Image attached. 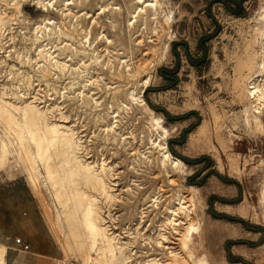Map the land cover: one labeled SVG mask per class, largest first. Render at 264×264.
Listing matches in <instances>:
<instances>
[{"label":"bare ground","instance_id":"obj_1","mask_svg":"<svg viewBox=\"0 0 264 264\" xmlns=\"http://www.w3.org/2000/svg\"><path fill=\"white\" fill-rule=\"evenodd\" d=\"M22 1L23 0H0V28L5 25L6 19H8H5V15L17 16V20L15 19L17 22L15 24H18L20 27L19 29L24 32L21 33L22 37H20V42L22 43L14 50V58L20 64L29 66V68H31L30 70L33 71V73L30 74L28 71L15 69L13 65L7 66L6 63L8 62L4 63V65L6 64L8 72V74L6 73L7 81L13 86L14 99L0 98V171H4L5 176L9 180L13 178L16 173H20L30 185L33 192L37 191L39 187H43L51 194V199L54 203H57L54 205L55 217H57L56 224L59 223V221L65 222L67 226V235L74 239L73 246L68 247L71 249L69 258L79 259L82 264H132L134 261L138 264H213L208 258L207 251L203 246L201 224L196 214L199 189L192 187V185L188 186L183 184L184 176L188 171L187 167L184 162L172 156L168 151L166 139L169 132L163 125L162 118L154 114L141 96L142 90L149 85L151 77L147 65L145 64L146 61H148L146 57L155 55L158 47V44H154L155 42L152 41L153 36L151 34L158 37L156 36L158 32L157 29H153L152 31L150 30L149 33L145 32L143 34L139 28L145 27L147 22H149V24L157 22L159 23L160 29H162L163 24L168 25L167 28L169 29V25L172 22V12L166 8L163 0H115V8H111L112 5L110 3H104V0H102V2L97 4L98 7L96 12H103L104 10L110 11L108 12L110 13L111 19L107 26L111 34L108 36L98 29L94 31L85 19L86 16H89L87 10L91 9V6L95 5L99 0H96L95 4H93L95 0H35V2L40 6L42 5L43 8L46 4H57L60 9L58 10L60 11L61 21L56 23L49 18L42 17L43 19H40L32 30L29 27L30 25H27L29 24L27 20L25 21L22 16H18ZM73 8L77 9L75 14L72 12ZM137 23L143 26H135ZM258 23L259 26L256 28L257 34L247 47L259 44L262 49H264V42H262V39H264V23ZM140 24L138 26H140ZM25 30L29 31V47L24 44L26 39L25 35L28 34ZM139 30L143 34H141V39L136 38V35L140 33L138 32ZM97 44H103L105 53L99 51L100 49ZM0 45L2 44L0 43ZM168 48V44H163L162 58H165ZM30 52L33 53L34 60L30 58ZM256 54L257 53L254 52H245V55L237 60L234 70L236 76L234 80L235 85L239 83L242 84L241 77H243L244 72L253 73L256 69V58H258ZM135 58L137 59L136 64L134 63ZM159 59H161L160 56ZM261 59V69L258 70L255 76H249V78L243 82L244 86L242 90V97L245 103H247V108L244 110L246 115L245 123L254 133L264 131V121L260 119V114L264 111L262 110V108H264V54H262ZM0 62L2 63L1 59ZM93 73H96L99 78L104 81V86L100 87L101 89L103 88L102 91H104V93L99 90L100 88L98 90L103 93L105 97L108 96V99H110L108 106L106 105L108 103H100L99 99L102 97L99 98L100 96L97 97V93H94L97 90L91 86L94 85L92 82L95 81L92 78ZM65 76L75 77L74 79L77 80L76 83H72L73 81L68 83L66 81L67 83L65 82L66 84L62 86H60L61 84L58 86L57 84L55 85V80L60 79L61 82L62 77ZM34 81H50L49 84L47 83L48 86L53 95H56L62 100L60 103L62 105L65 104L66 108H68L67 113L70 112L69 114L81 119L82 123L85 121L86 124L91 125V129L93 130L91 134L94 139L93 141H89H92L91 143H96L101 150H112L111 153L114 152L116 157L118 154L121 156L122 153L124 156L123 158H125L127 148V145L125 146L124 144V134L120 131H116L118 128L114 127L116 118L119 117L117 114L120 112L119 110H121V107L124 106L120 101H122L121 99H125L124 102L126 107H132L133 104L139 106L137 110L141 111L142 117L140 118H142L143 122L141 126L142 129L140 130L141 140L143 141L145 138L144 149H146L147 153L149 151V153L153 154V156L148 157L149 162H147L146 165H150L148 163H152V159L154 160V165L152 167L159 171L162 183L169 187L171 191L169 196L165 199L161 195H155V193L152 196V206L150 204L151 210L159 206L158 203L162 198L165 200V207L164 210H162L164 211L163 227L156 230L155 225V231L151 228L152 225H148L150 229L148 226L146 229H143L145 230L143 233V240L144 242L146 241V243L143 245L144 247L141 243L140 244L146 251H144V253L139 252L142 254L138 253L139 256L141 255V257H139L140 259L135 258L133 251L127 248L128 246H126L124 241L119 239L118 236H120V234L118 236L115 235L118 231L115 233V230L112 229L114 225L111 224L113 225L111 228V225L109 226L105 222V217L102 215L103 211L101 212V200L108 204L113 202L114 199H118L115 198L116 194L113 192V184H110L111 182L109 183L108 181V179L111 178L110 172L112 168L106 166L110 164H105V166L103 163L101 164L99 162L101 166L95 168L91 165V161L90 163H86L87 161L84 162V160L82 161L80 159V155H77L81 147L80 140L78 137H76L77 139L75 138L69 126L65 125L64 122L56 121L57 118H55L53 113H51L50 116L48 115L49 112H52L50 111L51 107L47 108L49 112L42 111V109L40 110L37 107L38 105H36V103L34 104L35 101L33 102V100L26 99V96L30 94L29 91ZM101 81L99 82L101 83ZM96 84L99 85V83ZM76 86L77 88H74ZM118 99H120V101ZM134 109L136 110L135 107ZM250 109H252V111H250ZM57 110L60 113L59 109ZM135 110V114L136 112L139 113V111ZM125 112L128 111L125 110ZM206 133V124L203 123L194 134L190 136L189 145L193 146L200 138L205 137ZM136 153L137 152H135V154ZM141 153H143V151ZM137 155H140V153ZM151 157L152 159H150ZM126 159L127 157L125 160ZM121 160L126 162L124 159ZM124 162L121 163L124 164ZM142 162L144 163V160ZM146 165L144 169H146ZM132 166L134 165L132 164ZM140 169L141 168H139V171ZM148 169L146 171H148ZM130 172L131 170H129V174ZM138 176L140 175L138 174ZM138 176L135 175V177ZM116 178L118 177L116 176ZM158 179H160V177ZM175 179L180 180V182H175ZM81 185L88 187L89 191H83L84 188L82 189ZM130 185L126 186L130 187ZM117 191L115 190V193ZM137 191L139 192H137L138 194H141L144 190H141V192L137 189ZM122 192H124V190H122ZM143 193L145 194V192ZM149 193L151 194V192ZM127 194L125 193L126 196ZM132 195L129 197H132ZM135 196L136 193L134 197ZM139 196L142 197V195ZM117 197H119V195ZM120 200L121 199H119V201ZM164 200H162V202ZM116 201L117 200H115V202ZM129 201L130 200L121 203V208L123 211L125 210L126 215L120 216L127 219L131 216L132 218L137 217L135 210H133L136 206V201L134 198H132V203ZM147 202L150 201L148 200ZM143 203H145V201ZM258 205L261 209V218L264 220V180H262L258 191ZM108 209L111 208L108 207ZM131 209L132 215L130 214ZM143 209L144 208L139 212L140 217L142 214L145 215L146 213L145 209V213H143ZM155 209L154 211H156ZM129 210L130 213H127ZM157 211L155 213H159ZM148 213L146 215H148ZM150 213L153 214V212ZM160 215L161 213L159 217ZM154 217L152 215L151 219ZM111 219H114V217ZM141 219L143 220L144 218L142 217ZM112 222L114 223V220ZM54 225V221L52 220L51 226ZM143 225L146 224L142 223V226ZM166 230L168 232H166ZM60 231L62 232V230ZM152 232H154V235ZM170 236L172 238L174 237L172 240H176V247H172L169 244L170 242L168 243ZM6 250V246L0 243V264H6ZM153 251H155V253Z\"/></svg>","mask_w":264,"mask_h":264},{"label":"rangeland","instance_id":"obj_2","mask_svg":"<svg viewBox=\"0 0 264 264\" xmlns=\"http://www.w3.org/2000/svg\"><path fill=\"white\" fill-rule=\"evenodd\" d=\"M23 1L21 3L20 13L18 16H22L25 21L27 20L29 23L27 25H30L29 27L31 30L34 25L43 18H49L56 23L61 21L60 9L57 4H46L43 8V6L37 4L35 0ZM163 1L166 8L172 12V22L169 25V29L166 24H163L162 29H160L159 23L157 22H155L156 24H149V22H147L145 27L140 23V26H138V23L135 25L137 27L143 26L139 28L143 34L145 32L149 33V31H152L153 29H157L158 32L156 35L158 37L151 34L153 36L152 41L155 42L154 44H158V47L156 49V56L151 54L152 56L149 55L146 57V60L148 61H146L145 64L147 65V69L151 77L149 85L142 90L141 96L154 114L162 118L163 125L169 132L166 143L170 154L174 157H182L190 162L201 159L199 162H194L195 164L191 165L184 163L188 171L184 176L183 184L188 186L192 185V187L199 189L196 214L201 224L202 243L207 251V256L210 261L213 264H264V220L261 218V209L258 205V191L262 180H264V131L254 133L247 127L245 123L246 115L244 113V110L247 108V103H245V100L242 97V90L244 86L243 82H245L249 76H255L258 73V70L261 69V57L262 54H264V49H262L259 44L251 45V47L247 46L248 44H251L250 41L253 40L257 34L256 28L259 26L258 22L264 23V0L242 1L241 8L243 14L241 16L233 15L226 9V5H228L230 9H235L236 5L234 3H237L239 0H234V3L227 1L226 5L223 3V0ZM99 2H102V0L97 1V3L95 0L93 4H96L93 5L94 7L91 6V9L87 10L89 16H86L87 18L85 17V19L94 31L98 29L110 36L111 33L109 27L107 26L111 19L109 13L110 11L104 10L105 12H96L98 7L97 4ZM103 2H108L112 5L111 8H115V0H104ZM63 10L67 11L66 9ZM76 10V8H73L72 12L75 14L77 12ZM5 19L7 20L5 25H7L0 28V43L2 44L0 45V59L2 60V63L0 62V98L14 99L13 86L9 81H7L8 72L6 64L7 66L13 65L15 69H20V71H28L30 74L33 73V71L30 70L31 68H29V66L20 64L14 58V50L18 48L20 43H22L20 42V37H22L21 33L24 32L19 29L20 27L18 24H15L17 22V16L5 15ZM140 30L138 32H140ZM25 32L28 34L25 35L27 40L25 39L26 42L24 41V44L29 47V31L25 30ZM141 32L136 35L137 39H141ZM262 42H264V39H262ZM163 44L169 45L165 58H162ZM97 46L100 49L99 51L104 52L103 44H97ZM245 52L257 53V66L253 73L244 72L243 77H241L242 84L239 83L238 85H235L234 80L236 76L234 70L236 63L240 57L245 55ZM29 55L30 58L34 60L33 53L30 52ZM159 56L161 59H159ZM190 60L194 63L197 62V65H192ZM4 63L6 64L4 65ZM134 63H137L136 58L134 59ZM160 69H166L172 72L175 71L174 75L176 81L163 79L159 75ZM97 76L98 75L96 73H93L92 78L95 81L92 82L94 85L91 86L97 90L94 92L97 93V97H102L99 99V102L102 104L108 103L106 104L108 106L110 99H108V96L105 97L103 94L104 91H102L103 88H100L101 86H104V81ZM74 78L75 77L73 76H65L62 77L61 82L60 79L55 80L56 82H54L55 85L57 84L58 86L61 84L60 86H62L67 82L71 83L73 81L72 83H76L77 80ZM99 81H101V83ZM95 82L99 83V85ZM47 83L49 84L50 81H34L31 90L29 91L30 94L26 96V99L33 100V102L35 101L34 104L36 103V105H38L37 107L40 110L42 109V111L49 112V109L47 108L51 107L50 111L52 112H49L48 115L50 116L51 113H53L55 118H57L56 121L64 122L65 125L69 126V128L73 131L75 138L78 137L80 140L79 142L81 147L79 148L77 155H80L79 157L82 161H87L86 163H90L91 161V165L95 168L100 167L102 163L104 165H111H105L106 167H111L113 170L110 172L111 178L116 175L119 179L115 176L113 179H108V181L109 183L111 182L110 184H113V192L116 194L115 198L118 199H114L113 202L108 204H106L107 202L101 200V212L103 211L102 215L105 217V222L109 226L111 224L114 225L115 228L113 225L110 227H113L112 229L115 230V233L118 231L115 235L118 236L120 234V236H118L119 239L124 241L126 246H128L127 248H130L133 251V254L135 255L133 256L135 258L140 259L139 257H141V255L139 256V254L142 253L139 252L144 253V251H146L143 248V245L146 243V241L144 242L143 240V233L145 232L143 229H146L148 225H152L151 228L153 230H155V225L156 230L163 227L164 211L162 210H164L165 207L164 199L169 196L171 191L169 187L162 183L159 171L152 167L154 165L152 157L150 159H152L153 164L148 163L150 165H146L147 162H149L148 157L153 156V154L149 153V151L147 153L146 149H144L145 138L143 137V141L141 140L142 137L140 135V130L142 129L141 126L143 122L142 118H140L142 117L141 111L137 110L139 109V106L131 104L132 107H126L124 102L125 99H121L122 101L118 99L120 103L122 102L124 104V106L122 105L123 107H121V110H119L120 112L117 114L119 117L116 118L114 127L118 128L116 131H120L124 134V144L125 146L127 145L126 147L128 148L127 149L125 147L127 157L125 160L126 157L123 158L124 156L122 153L121 156L118 154L119 157H116L114 152L111 153L112 150H101L96 143H91L94 139L91 134L93 131L91 129V125H88L85 121H83L85 123L84 125L81 119L69 114L70 112L67 113L68 108H66L65 104H63L65 106L64 108V106L60 103L62 100H60L56 95H53ZM74 88H77V86ZM98 89L103 93H101ZM4 93L5 95H8L5 96ZM153 107L164 111V113L162 111H155ZM57 109H59L60 113ZM125 110L128 112H125ZM134 110L139 111V113L136 112L135 114ZM262 110H264V108H262ZM250 111H252V109H250ZM165 113L170 117V119L165 117ZM260 119L264 121V111L260 114ZM203 123L206 124L207 133L205 137L200 138L198 142H196L193 146H190V136L194 134L198 127ZM189 128H191V130L185 134V131ZM170 147L175 155L171 153ZM140 150H142L143 153H141L142 151ZM135 152L137 153L135 154ZM139 153L140 155H137ZM121 159H124L126 162ZM143 160L144 163L142 162ZM121 162H124V164ZM131 163L134 166L136 165L135 168ZM144 164L146 165V169H144ZM115 165L118 166L116 167ZM139 168H141L140 171ZM126 169L131 170L130 174L129 170L127 171ZM143 169L147 173H145ZM147 169L148 171H146ZM134 174L136 176L139 174L140 176L135 177ZM159 177L160 179H158ZM150 182H153L152 185ZM175 182H180V180L175 179ZM0 183H5L7 185H11L12 183L18 184L17 189L12 193L19 203L18 207L20 210L25 211L28 207L32 206L40 212L46 225L49 227L52 235L56 239L61 251L60 261L55 264H82L79 259L69 258L71 249L68 247L73 246L74 239L67 235V226L65 222L59 221V223H57L58 225L56 224L57 217H55L56 215L54 212V205L56 202H53L51 194L46 191L45 188L39 187L37 191L33 192L30 185L25 181L24 177L20 173H16L13 178L9 180L5 176L4 171H0ZM126 185H130V187ZM134 187L137 188L135 189ZM81 188H84L83 191L85 192L89 191L88 187L84 185H81ZM119 188L124 190V192H122ZM137 189L139 191L144 190L143 192H145V194L142 191L141 194H138L139 192ZM163 189L166 190L164 191ZM115 190L117 191L116 193ZM149 192H151V194ZM125 193H128L127 196ZM135 193L136 196L134 197ZM154 193L155 195H161L164 199L162 198L159 201V206H157L156 209L152 208L151 210L150 204L152 206L151 200ZM118 195L119 197H117ZM131 195L132 197H129ZM139 195H142V197ZM132 198L136 201V206H139L134 207L139 210L133 208L137 217L132 218L131 216L129 219L121 217L120 215H126L125 210L123 211L121 208V203L128 200L132 203ZM145 198L150 202H147L148 200ZM119 199H121V202ZM115 200L117 201L115 202ZM162 200H164V203ZM144 201L145 203H143ZM117 202L120 205H118ZM108 207L111 209H108ZM142 208L145 209L146 213L143 209V213H145V215L142 214L140 217L139 212ZM154 209L156 211L158 210L157 212L159 213H155L156 211H154ZM150 212H153V214ZM127 213H130V210ZM147 213L148 215H146ZM160 213L161 215L159 217ZM130 214L132 215V209ZM152 215L156 218L154 217L151 219ZM212 215H224L231 220H228L227 218H214ZM113 217L114 219H111ZM142 217L144 218L143 220L141 219ZM52 220L54 221V226H51ZM111 220H114V223ZM140 221L146 225L142 226ZM108 222L111 223L109 224ZM60 230H62V232ZM166 232L168 231L166 230ZM153 233L154 232H152V234ZM172 239H174V237L172 238L170 236L168 243L170 242V246L176 247L177 242ZM153 252L155 253V251ZM133 263L138 264L135 261L132 262V264Z\"/></svg>","mask_w":264,"mask_h":264},{"label":"crops","instance_id":"obj_3","mask_svg":"<svg viewBox=\"0 0 264 264\" xmlns=\"http://www.w3.org/2000/svg\"><path fill=\"white\" fill-rule=\"evenodd\" d=\"M13 182V181H12ZM18 184L0 183V243L6 246V264H55L60 261L58 243L35 207L19 209L13 193ZM20 239L27 245L15 243Z\"/></svg>","mask_w":264,"mask_h":264},{"label":"trees","instance_id":"obj_4","mask_svg":"<svg viewBox=\"0 0 264 264\" xmlns=\"http://www.w3.org/2000/svg\"><path fill=\"white\" fill-rule=\"evenodd\" d=\"M227 1H230V2H232V3H234L235 1L234 0H223V3L226 5V2ZM242 1H244V0H239L237 3H234L236 6H235V9H230L229 7H228V5H226V9L229 11V12H231V14H233V15H236V16H241L242 14H243V11H242V8H241V2ZM190 63L192 64V65H197V62L196 63H194L193 61H191L190 60ZM175 71H169V70H166V69H160V71H159V75L163 78V79H165V80H170V81H176V78H175ZM171 75H172V77H171ZM154 108V110L155 111H162V110H159V109H157V108H155V107H153ZM163 113H164V111H162ZM165 117L167 118V119H170V117L165 113ZM192 128V127H191ZM191 128H189V129H187L186 131H185V134L186 133H188L190 130H191ZM170 143V142H169ZM170 151H171V153L173 154V155H175L174 153H173V151L171 150V147H170ZM178 158H180L184 163H186V164H188V165H191V164H195V163H197V162H199L201 159H198V160H196V161H193V162H190V161H188L187 159H184V158H182V157H179V156H177ZM195 162V163H194ZM224 182H232V181H224ZM214 218H218V219H226L227 217H225L224 215H212ZM228 219V218H227ZM228 220H231V219H228ZM243 224V223H242ZM244 225V224H243ZM251 231H253L252 229H250Z\"/></svg>","mask_w":264,"mask_h":264},{"label":"built area","instance_id":"obj_5","mask_svg":"<svg viewBox=\"0 0 264 264\" xmlns=\"http://www.w3.org/2000/svg\"><path fill=\"white\" fill-rule=\"evenodd\" d=\"M15 243L18 244V245H22V249L23 250H27V248H28L27 245L22 244V242L20 241V239H15Z\"/></svg>","mask_w":264,"mask_h":264}]
</instances>
